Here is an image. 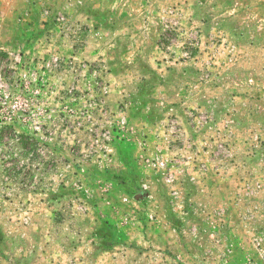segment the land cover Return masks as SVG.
Listing matches in <instances>:
<instances>
[{"label":"rangeland","instance_id":"374dc122","mask_svg":"<svg viewBox=\"0 0 264 264\" xmlns=\"http://www.w3.org/2000/svg\"><path fill=\"white\" fill-rule=\"evenodd\" d=\"M0 264H264V0H0Z\"/></svg>","mask_w":264,"mask_h":264},{"label":"built area","instance_id":"2783aa9c","mask_svg":"<svg viewBox=\"0 0 264 264\" xmlns=\"http://www.w3.org/2000/svg\"><path fill=\"white\" fill-rule=\"evenodd\" d=\"M0 123H1V117H0Z\"/></svg>","mask_w":264,"mask_h":264}]
</instances>
